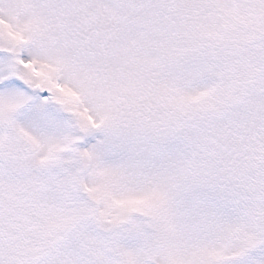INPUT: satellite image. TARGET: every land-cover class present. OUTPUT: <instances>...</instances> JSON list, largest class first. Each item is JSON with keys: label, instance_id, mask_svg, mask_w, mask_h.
Wrapping results in <instances>:
<instances>
[{"label": "snow or ice", "instance_id": "1", "mask_svg": "<svg viewBox=\"0 0 264 264\" xmlns=\"http://www.w3.org/2000/svg\"><path fill=\"white\" fill-rule=\"evenodd\" d=\"M0 264H264V0H0Z\"/></svg>", "mask_w": 264, "mask_h": 264}]
</instances>
